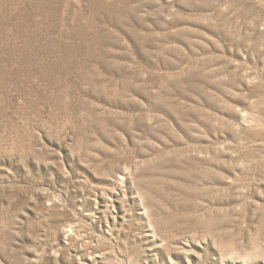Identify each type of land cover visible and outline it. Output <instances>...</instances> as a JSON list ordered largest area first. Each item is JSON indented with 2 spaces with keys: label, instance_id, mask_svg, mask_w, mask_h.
<instances>
[{
  "label": "rangeland",
  "instance_id": "obj_1",
  "mask_svg": "<svg viewBox=\"0 0 264 264\" xmlns=\"http://www.w3.org/2000/svg\"><path fill=\"white\" fill-rule=\"evenodd\" d=\"M0 264H264V0H0Z\"/></svg>",
  "mask_w": 264,
  "mask_h": 264
}]
</instances>
